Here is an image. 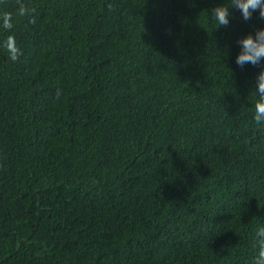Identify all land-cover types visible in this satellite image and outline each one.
Masks as SVG:
<instances>
[{"label":"trees","instance_id":"16d2710c","mask_svg":"<svg viewBox=\"0 0 264 264\" xmlns=\"http://www.w3.org/2000/svg\"><path fill=\"white\" fill-rule=\"evenodd\" d=\"M228 3L0 0V264H257L264 19Z\"/></svg>","mask_w":264,"mask_h":264},{"label":"clouds","instance_id":"9594fccd","mask_svg":"<svg viewBox=\"0 0 264 264\" xmlns=\"http://www.w3.org/2000/svg\"><path fill=\"white\" fill-rule=\"evenodd\" d=\"M230 8L236 9L245 21L250 20L256 12L264 19V0H229L228 4H217L210 10L217 27H226L229 24ZM18 14H24L22 6L18 9ZM3 27H10L8 14L3 17ZM237 43L239 51L235 56V63L240 67L245 64L259 66L255 77L257 101L254 119L258 124H264V26L255 28L254 34L248 33L239 37ZM9 51L11 58L15 60L19 54L18 49L13 45ZM257 237L259 242L257 264H264V227L258 229Z\"/></svg>","mask_w":264,"mask_h":264}]
</instances>
